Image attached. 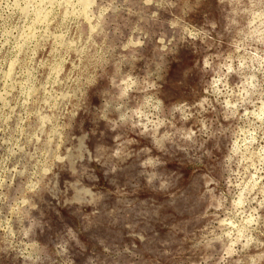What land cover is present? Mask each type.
Listing matches in <instances>:
<instances>
[{
	"label": "rangeland",
	"instance_id": "obj_1",
	"mask_svg": "<svg viewBox=\"0 0 264 264\" xmlns=\"http://www.w3.org/2000/svg\"><path fill=\"white\" fill-rule=\"evenodd\" d=\"M0 61V264H264V0H0Z\"/></svg>",
	"mask_w": 264,
	"mask_h": 264
},
{
	"label": "bare ground",
	"instance_id": "obj_2",
	"mask_svg": "<svg viewBox=\"0 0 264 264\" xmlns=\"http://www.w3.org/2000/svg\"><path fill=\"white\" fill-rule=\"evenodd\" d=\"M65 1V0H64ZM72 2V1H71ZM88 2V1H87ZM62 3V2H61ZM67 4H69V2L67 3ZM79 4V3H78ZM35 5V4H34ZM60 5V4H59ZM85 5V4H84ZM91 5V4H90ZM36 6V5H35ZM76 6H77V4H76ZM86 6V5H85ZM29 7H30V5H29ZM28 7V8H29ZM56 7V6H55ZM70 7V6H69ZM73 7V6H72ZM81 7V6H80ZM51 8H52V6H51ZM82 8H84V7H82ZM63 9V8H62ZM90 9V8H89ZM27 10V9H26ZM43 10V9H42ZM82 10V9H81ZM86 10H87V7H86ZM31 11V10H30ZM85 11V10H84ZM26 12V11H25ZM44 12H46V10H44ZM52 12V11H51ZM50 12V13H51ZM54 12V11H53ZM87 12H89V11H87ZM27 13V12H26ZM25 13V15H28V16H30L29 14H26ZM47 13V12H46ZM49 13V12H48ZM47 13V14H48ZM63 13V12H62ZM76 13V12H75ZM77 13H78V11H77ZM82 13V12H81ZM86 13V12H85ZM84 13V14H85ZM40 14V13H39ZM64 14V13H63ZM79 14V13H78ZM36 15H37V13H36ZM66 15V14H65ZM70 15V14H69ZM76 15V14H75ZM86 15V14H85ZM44 16H46L47 17V15H44ZM43 16V17H44ZM74 16V15H73ZM83 16V15H82ZM87 16V15H86ZM85 16V18L88 20V19H90V18H87ZM37 17V16H36ZM40 17H42V15L40 16ZM45 17V18H46ZM51 17V16H50ZM60 17H61V12H60ZM100 17V16H99ZM39 18V17H38ZM69 18V17H68ZM40 19V18H39ZM60 19V18H59ZM63 19V18H62ZM82 19V18H81ZM58 20V19H57ZM56 20V21H57ZM100 20V19H99ZM39 21V20H38ZM38 21L36 22V23H38ZM45 22V21H44ZM48 22V21H47ZM41 23H43V22H41ZM46 23V22H45ZM77 23V22H76ZM85 23V22H84ZM79 24V23H78ZM4 25V24H3ZM2 25V26H3ZM41 25V24H40ZM43 25H45V24H43ZM48 25V24H47ZM51 25V24H50ZM79 26V25H78ZM77 26V27H78ZM25 27H26V25H25ZM25 27H24V29H25ZM96 28V27H95ZM32 29V28H31ZM51 29V28H50ZM46 30H48V29H46ZM97 30V29H96ZM101 30V29H100ZM32 31H33V29H32ZM32 31L30 32V33H32ZM35 31H37V30H35ZM94 31V30H93ZM16 32V31H15ZM49 32V31H48ZM47 32V33H48ZM97 32V31H96ZM11 33V32H10ZM24 33V32H23ZM38 33H40V32H38ZM50 33V32H49ZM11 34H13V33H11ZM11 34H10V36H11ZM35 34V33H34ZM37 34V33H36ZM94 34V33H93ZM21 35V34H20ZM19 35V36H20ZM27 34H25V36H26ZM32 35V34H31ZM45 35H46V33H45ZM48 35V34H47ZM22 36V35H21ZM36 36V35H35ZM41 37V36H40ZM50 37V36H49ZM33 38H34V36H33ZM47 38V37H46ZM53 38V37H52ZM23 39V38H22ZM29 39H31V38H29ZM35 39H36V37H35ZM10 40H12V39H10ZM24 40V39H23ZM42 40V39H41ZM46 40V39H45ZM51 40V39H50ZM57 40V39H56ZM20 42H21V40H19ZM49 41V40H48ZM27 42V41H26ZM25 42V43H26ZM29 42V41H28ZM2 43V42H1ZM8 43V42H7ZM25 45V44H24ZM47 45V44H46ZM6 46V45H5ZM48 46V45H47ZM7 47V46H6ZM21 47V46H20ZM42 47V46H41ZM5 48V47H4ZM2 49V48H1ZM26 49V48H25ZM41 49V48H40ZM52 50H53V48H52ZM59 50V49H58ZM62 50V49H61ZM39 51V50H38ZM45 51V50H44ZM78 51H80V50H78ZM6 52H7V50H6ZM24 52V51H23ZM50 52V51H49ZM73 52H74V50H73ZM22 53V52H21ZM25 53V52H24ZM36 53V52H35ZM41 53V52H40ZM60 53V52H59ZM63 53H65L64 51H63ZM80 53V52H79ZM82 53V52H81ZM6 54V53H5ZM33 54H34V51H33ZM38 54V53H37ZM37 54H35V55H37ZM52 54V53H51ZM50 54V55H51ZM78 54V53H77ZM25 55V54H24ZM52 55H54V54H52ZM82 55V54H81ZM31 56V55H30ZM18 57V56H17ZM26 57V56H25ZM36 57V56H35ZM51 57V56H50ZM63 57V56H62ZM19 58V57H18ZM2 59H4V58H2ZM1 59V60H2ZM25 59V58H24ZM29 59V58H28ZM36 59V58H35ZM43 59V58H42ZM79 59V58H78ZM17 61V60H16ZM19 61V60H18ZM24 61V60H23ZM51 61V60H50ZM49 61V62H50ZM1 62V61H0ZM20 62V61H19ZM27 62V61H26ZM45 62V61H44ZM66 62V61H65ZM79 62V61H78ZM14 63V62H13ZM39 63V62H38ZM51 63V62H50ZM12 64V63H11ZM27 64H29L28 62H27ZM26 64V65H27ZM51 64H53V63H51ZM75 64V63H74ZM88 64V63H87ZM16 65V64H15ZM23 65V64H22ZM79 65V64H78ZM83 65V64H82ZM38 66V65H37ZM51 66V65H50ZM74 66V65H73ZM1 67V66H0ZM49 67V66H48ZM80 67V66H79ZM3 68V67H2ZM78 68V67H77ZM25 69H27V68H25ZM42 69V68H41ZM76 69V68H75ZM84 69V68H83ZM13 70V69H12ZM15 70V69H14ZM54 70V69H53ZM56 70V69H55ZM78 70V69H77ZM25 71V70H24ZM30 71V70H29ZM71 71V70H70ZM15 72V71H14ZM19 72V71H18ZM26 72V71H25ZM24 72V73H25ZM32 72V71H31ZM51 72V71H50ZM57 72H58V70H57ZM82 72V71H81ZM1 73V72H0ZM10 73V72H9ZM12 73V72H11ZM60 73V72H59ZM3 73H1V75H2ZM53 74H55V73H53ZM58 75V74H57ZM77 75V74H76ZM12 76V75H11ZM50 76V75H49ZM48 76V77H49ZM55 76V75H54ZM60 76V74L58 75V77ZM69 76H70V74H69ZM2 77V76H1ZM7 77V76H6ZM20 77V76H19ZM32 77V76H31ZM72 77V76H71ZM9 78V77H8ZM16 78V77H15ZM51 78V77H50ZM68 78V77H67ZM11 79V78H10ZM30 79V78H29ZM69 79V78H68ZM21 80V79H20ZM83 80V79H82ZM24 81V80H23ZM58 81V80H57ZM70 81V80H69ZM72 81V80H71ZM88 81V80H87ZM19 83H21V82H19ZM26 83V82H25ZM31 83V82H30ZM71 83V82H70ZM80 83V82H79ZM12 84V83H11ZM14 84V83H13ZM66 84V83H65ZM87 84H89V83H87ZM91 84V83H90ZM5 85V84H4ZM7 85H8V83H7ZM57 85V84H56ZM68 85V84H67ZM38 86V85H37ZM40 86V85H39ZM71 86V85H70ZM6 87L7 86H5V88L4 89H6ZM10 87H13V85L12 86H10ZM23 87V86H22ZM36 86H34L33 88H35ZM53 87V86H52ZM59 87V86H58ZM73 87H76L75 85L73 86ZM47 88V87H46ZM51 88V87H50ZM70 88V87H69ZM60 89V88H59ZM65 90H66V88H64ZM73 89V88H72ZM53 90V89H52ZM69 90V89H68ZM14 91V90H13ZM20 91V90H19ZM44 91H45V86H44ZM51 91V90H50ZM67 91V90H66ZM65 91V92H66ZM1 92V91H0ZM12 92V91H11ZM32 92V91H31ZM30 92V93H31ZM74 92V91H73ZM26 93V92H25ZM30 93H29V96H30ZM67 93H69V92H67ZM2 94V93H1ZM19 94V93H18ZM39 94V93H38ZM44 94V93H43ZM49 94V93H48ZM57 94V93H56ZM7 95V94H6ZM10 95H12L11 93H10ZM81 95V94H80ZM13 96V95H12ZM41 96V95H40ZM30 97H32V96H30ZM46 97V96H45ZM73 97H74V95H73ZM2 98H4V97H2ZM7 98V97H6ZM17 98V97H16ZM84 98V97H83ZM42 99V98H41ZM47 99V98H46ZM58 99V98H57ZM7 100V99H6ZM26 100V99H25ZM68 101H70L69 99H68ZM2 102V101H1ZM50 102V101H49ZM9 103V102H8ZM26 103H27V101H26ZM39 103V102H38ZM44 103V102H43ZM56 103V102H55ZM76 103V102H75ZM49 104V103H48ZM53 104V103H52ZM7 105V104H6ZM11 105H12V103H11ZM31 105V104H30ZM37 105V104H36ZM77 105V104H76ZM5 106V105H4ZM8 106V105H7ZM9 106H10V103H9ZM32 106V105H31ZM34 106H35V104H34ZM39 106V105H38ZM79 106V105H78ZM36 107V106H35ZM55 107V106H54ZM60 107V106H59ZM64 107V106H63ZM62 107V108H63ZM8 108V107H7ZM9 108H12V107H9ZM26 108V107H25ZM52 108V107H51ZM61 108V109H62ZM75 108V107H74ZM159 108V107H158ZM1 109H2V106H1ZM24 109V108H23ZM27 109V108H26ZM31 109V108H30ZM37 109H38V107H37ZM40 109H42V108H40ZM67 109V108H66ZM160 109H161V107H160ZM12 110H14V108H12ZM15 110H16V108H15ZM60 110V109H59ZM1 111V110H0ZM31 111V110H30ZM70 111V110H69ZM9 112V111H8ZM13 112V111H12ZM21 112V111H20ZM58 112V111H57ZM76 112V111H75ZM15 113V112H14ZM25 113V112H24ZM34 113V112H33ZM66 113V112H65ZM71 113V112H70ZM36 114V113H35ZM40 114V113H39ZM39 114H37L38 115V118L40 117L39 116ZM11 115V114H10ZM24 116V115H23ZM34 116V115H33ZM8 117V116H7ZM56 117V116H55ZM34 118V117H33ZM41 118V117H40ZM46 118V117H45ZM21 120V119H20ZM23 120V119H22ZM51 120V119H50ZM58 120V119H57ZM29 121V120H28ZM52 121V120H51ZM6 122H7V120H6ZM19 122V121H18ZM43 122H45V121H43ZM48 122V121H47ZM63 122V121H62ZM3 123H4V121H3ZM22 123H25V122H22ZM41 123V122H40ZM53 123H54V121H53ZM55 124V123H54ZM53 124V125H54ZM2 125V124H1ZM31 125V124H30ZM50 125V124H49ZM52 125V126H53ZM7 126V125H6ZM22 126H23V124H22ZM60 126V125H59ZM71 126V125H70ZM67 127V126H66ZM24 129V128H23ZM22 129V130H23ZM57 129V128H56ZM4 130V129H3ZM13 130V129H12ZM35 130V129H34ZM49 130H50V128H49ZM51 130H52V128H51ZM55 131V130H54ZM14 132V131H13ZM25 132V131H24ZM62 132V131H61ZM7 133V132H6ZM56 133V132H55ZM5 134V133H4ZM36 134V133H35ZM51 134V133H50ZM7 135V134H6ZM21 135V134H20ZM26 135V134H25ZM29 135V134H28ZM37 135V134H36ZM53 135V134H52ZM5 136V135H4ZM10 136V135H9ZM16 136V135H15ZM23 136V135H22ZM16 137H18V136H16ZM21 137V136H20ZM27 136H25V138H26ZM49 137L51 138V136L49 135ZM6 138V137H5ZM11 138V137H10ZM9 138V139H10ZM47 138V137H46ZM21 139V138H20ZM19 139V140H20ZM17 140V139H16ZM29 140V139H28ZM35 140V139H34ZM37 140V139H36ZM57 140H59V139H57ZM22 141V140H21ZM30 141V140H29ZM51 141V140H50ZM49 141V142H50ZM12 142V141H11ZM52 142V141H51ZM37 143H38V141H37ZM59 143V142H58ZM27 144V143H26ZM45 144V143H44ZM48 144V143H47ZM52 144V143H51ZM51 144H49V145H51ZM29 145V144H28ZM37 145V144H36ZM36 145H35V147H36ZM2 146V145H1ZM11 146V145H10ZM9 146V147H10ZM237 146V145H236ZM7 147V146H6ZM8 147V148H9ZM238 147V146H237ZM2 148V147H1ZM38 148V147H37ZM46 148V147H45ZM24 149V148H23ZM31 149V148H30ZM42 149V148H41ZM50 149V148H49ZM7 150V149H6ZM12 150H14V149H12ZM39 150V149H38ZM54 150V149H53ZM39 151H41V150H39ZM46 151H48V150H46ZM57 151V150H56ZM17 152H19V151H17ZM36 152V151H35ZM38 152V151H37ZM36 152V153H37ZM6 153H7V151H6ZM9 153V152H8ZM58 153V152H57ZM32 154V153H31ZM264 154V153H263ZM8 155V154H7ZM12 155V154H11ZM28 155H30V153L28 154ZM53 155H55V154H53ZM43 156V155H42ZM59 156V155H58ZM54 157V156H53ZM260 157H262V156H260ZM32 158V157H31ZM43 158V157H42ZM46 158H47V156H46ZM33 159H34V157H33ZM45 159V158H44ZM54 159H56L55 157H54ZM252 159H253V157H252ZM252 159H250V160H252ZM31 160V159H30ZM47 160V159H46ZM261 161V160H260ZM262 161H263V159H262ZM36 162V161H35ZM38 162V161H37ZM3 163V162H2ZM27 163V162H26ZM49 163V162H48ZM261 163V162H260ZM5 164V163H4ZM7 164V163H6ZM52 164V163H51ZM10 165V164H9ZM46 165V167H47V164H45ZM1 166V165H0ZM39 167V166H38ZM44 167V166H43ZM254 167V166H253ZM48 168V167H47ZM51 168V167H50ZM50 168H49V170H50ZM0 169H2V168H0ZM41 169V168H40ZM255 169H256V167H255ZM2 171V170H1ZM6 172V171H5ZM51 172V171H50ZM36 174V173H35ZM37 175V174H36ZM47 175V174H46ZM49 175V174H48ZM44 176V175H43ZM6 177H8V176H6ZM38 177V176H37ZM46 177V176H45ZM38 179V178H37ZM44 179V178H43ZM258 179V178H257ZM39 180V179H38ZM31 182H33V181H31ZM257 182V181H256ZM256 184V183H255ZM5 185H6V183H5ZM35 185V184H34ZM37 185V184H36ZM258 185V184H257ZM34 187V186H33ZM257 188V187H256ZM34 190H36V189H34ZM246 190V189H245ZM253 190V188L251 189V191ZM249 191V190H248ZM35 192V191H34ZM0 193H1V191H0ZM241 196V195H240ZM242 198V197H241ZM240 198V199H241ZM240 201V200H239ZM243 201V200H242ZM24 207V206H23ZM252 219V218H251ZM256 220V219H255ZM256 222V221H255ZM230 223H232V222H230ZM257 223V222H256ZM257 224H259V222L257 223ZM257 227H259V226H257ZM248 229H250V228H248ZM240 232V231H239ZM230 233V232H229ZM229 235H231V234H229ZM226 236V235H225ZM240 236V235H239ZM234 237V236H233ZM236 237V236H235ZM227 239H229V238H227ZM233 241V240H232ZM234 242V241H233ZM238 243V242H237ZM232 244V243H231ZM238 245V244H237ZM235 247H236V244H235ZM229 249H230V247H229ZM228 249V250H229ZM231 249H233L232 247H231ZM230 251V250H229ZM229 251L227 252V253H229ZM234 251V250H233ZM233 251H231L232 252V254H233ZM229 255V254H228Z\"/></svg>",
	"mask_w": 264,
	"mask_h": 264
}]
</instances>
